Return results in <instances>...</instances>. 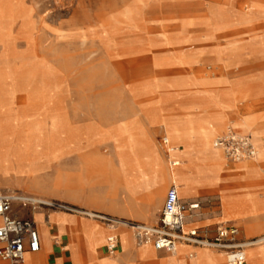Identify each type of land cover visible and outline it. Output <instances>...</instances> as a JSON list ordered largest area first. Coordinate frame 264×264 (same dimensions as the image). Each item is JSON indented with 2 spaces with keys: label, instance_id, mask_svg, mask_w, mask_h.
<instances>
[{
  "label": "rangeland",
  "instance_id": "rangeland-1",
  "mask_svg": "<svg viewBox=\"0 0 264 264\" xmlns=\"http://www.w3.org/2000/svg\"><path fill=\"white\" fill-rule=\"evenodd\" d=\"M249 4V0H0V165L6 167L23 155L20 144L12 147L4 131L7 126L14 127L17 120L6 118L1 105L13 111L30 108L32 118L43 116L37 112H55L72 126L85 122L107 125L130 117L146 122L152 117V126L158 129L163 116H198L200 112H183V107L204 101L206 91L216 92L232 68L234 73H240V67H226V58L235 63L248 57L246 49L259 47L264 19L243 21L242 14L256 11ZM226 32L229 35L224 37ZM260 63L264 64V60ZM253 117L256 116L248 115L235 123L251 130L258 155L236 163L233 169L255 161L264 182V133L255 139L254 127L249 123ZM50 119L53 121L54 116ZM228 121L213 131L211 123L203 121V125L210 126V132L203 135V125L193 128L189 123L166 120L163 124L172 145L187 143L190 133H195L203 140L210 138L204 147L212 148V140ZM22 133L24 139L38 136L42 146L51 144L50 136H43L38 124ZM161 136L157 133L155 142L163 153ZM131 143L136 155H141L137 152L142 144L132 139ZM216 151L224 163L220 150ZM44 154L47 157L54 153ZM186 157L179 158L170 179L177 182L187 167L199 169L200 176L214 173L213 164L202 154L196 161ZM78 159L71 149L56 157L58 162L72 165ZM91 159L96 163L99 153L92 152ZM235 173L224 171L222 176ZM169 185L170 182L163 198ZM257 191L264 195V189L247 181L246 175L198 189L193 197L181 186L179 195L183 201L195 198L200 203V216L186 228L205 227L211 235L218 223L231 221L245 238L264 234V230L251 233L237 217L224 220L222 214L224 193H236L231 194L235 199L256 195ZM257 215L264 220V211ZM190 248L188 252L198 249Z\"/></svg>",
  "mask_w": 264,
  "mask_h": 264
},
{
  "label": "crops",
  "instance_id": "crops-1",
  "mask_svg": "<svg viewBox=\"0 0 264 264\" xmlns=\"http://www.w3.org/2000/svg\"><path fill=\"white\" fill-rule=\"evenodd\" d=\"M249 2L250 7H256V11L242 14L241 19L245 22L264 19V0ZM227 27L226 25L225 28ZM228 35L226 32L223 36ZM258 45L259 47L255 49H246L248 57L235 60V63L233 59L226 58V67L232 65L240 67V73H234L232 68L230 76L219 82L221 86L216 92L206 91V95H202L204 101L193 102L190 106L183 107V112L190 110L200 112L198 116L174 118L163 116L158 121V126L161 127L158 129L152 126V117L146 122H138L136 118L130 117L107 125L85 122L72 126L55 112L48 114L37 112L35 114L43 116L32 118L29 115L33 113L29 111L30 108L24 107L13 111L1 105L6 118L15 117L17 120L14 127L7 126L4 131L9 135L12 147L20 144L23 155L21 160H14L6 167L0 165V189H3L0 193H17L72 206L96 215L155 225L166 193L172 185L177 186L178 196L183 201L179 195L181 186L193 197L198 189L216 186L221 181L232 182L233 175L222 174L224 171L235 172L236 167L235 169L233 167L240 162H228L221 151L224 163L217 160L218 162L211 167L214 173L200 176L199 169L187 167L177 177V182L170 179L171 169L179 166V158L186 159L188 156L190 160L196 161L201 154L206 159L213 158L207 154L210 150L203 148L211 139L203 140L201 136L190 133L187 143L172 145L166 136L163 120L189 123L193 128L203 125V121H209L213 131L215 126H221L228 119L237 132L247 133L252 137L251 130L240 127L235 121L248 115H254L258 121H264V64L260 63L264 60V33L260 36ZM236 68L235 70H238ZM1 103L3 102L0 101ZM50 116H54L53 121ZM34 124H38L43 136H50L51 144L42 146L43 143L38 136L31 139H24L21 136L22 132H27ZM225 126L226 124L215 137L223 133ZM200 130L203 135L202 132H210V126L203 125ZM157 133H162L160 139H167L166 144L161 141L163 153L155 142ZM131 139L142 144V149L137 152L141 155H136ZM170 148L172 150H169ZM69 149L77 153L79 159L73 165L58 162L56 157L67 154ZM94 151L99 153L100 158L96 163L91 159ZM45 152L54 154L45 157ZM172 162L176 164L173 165ZM242 168H245L244 171L246 170L248 175L258 174L255 184L259 189H264L262 172L255 161L241 163L240 169ZM241 188H244L242 184ZM243 192L244 189L240 193ZM256 193L247 198L235 199L231 194L236 193H224L223 219L235 216L251 233L264 230V220L257 215L259 211H264V195L258 191ZM228 194L229 198L226 197ZM217 200L219 201V198ZM184 202L200 205L195 198ZM199 209L200 206L192 211L187 218L186 226L200 216ZM215 211L219 212L217 209ZM11 212L17 218L32 219L35 222L40 249L37 252L26 253L19 262L0 260V264H226L225 257L221 254H214L204 248L188 244H180L174 252L158 250L150 245L138 246L130 227L118 225L112 229L100 219L84 215L74 209H50L43 206L32 209L30 206L23 207L14 202ZM231 223L236 225L234 222ZM110 234H115L118 238L117 250L113 256L108 255L105 247ZM261 237H264V234L245 238L239 228L240 240L253 241ZM190 247L198 249L188 252ZM244 264H264V242L246 249Z\"/></svg>",
  "mask_w": 264,
  "mask_h": 264
},
{
  "label": "built area",
  "instance_id": "built-area-1",
  "mask_svg": "<svg viewBox=\"0 0 264 264\" xmlns=\"http://www.w3.org/2000/svg\"><path fill=\"white\" fill-rule=\"evenodd\" d=\"M163 144L166 138L161 139ZM213 144L218 148L228 162L236 163L254 159L257 154L252 137L247 133L235 130L229 121L222 134L217 135ZM169 150H172L170 148ZM173 165L176 162H172ZM14 202L21 206L37 209L41 206L50 209L71 210L68 206L52 202L34 200L12 192L0 193V260L16 263L21 261L26 253L37 252L40 249L39 235L32 219H20L12 215L11 207ZM198 203H186L180 200L177 186L172 185L165 197L157 224L143 223L118 219L107 215H95L110 228L125 225L133 230L136 245H151L166 252L176 251L178 245L188 244L217 251L225 257L226 264H244L246 249L256 243L264 242V237L253 241L239 239V228L229 221L220 222L210 235L205 227L194 226L186 228L187 218L198 209ZM118 246V238L110 234L106 239V252L113 256Z\"/></svg>",
  "mask_w": 264,
  "mask_h": 264
},
{
  "label": "bare ground",
  "instance_id": "bare-ground-1",
  "mask_svg": "<svg viewBox=\"0 0 264 264\" xmlns=\"http://www.w3.org/2000/svg\"><path fill=\"white\" fill-rule=\"evenodd\" d=\"M252 121L251 122H249V123H251V125H252V127H254V133H253V135H254V137H255V139H259V137H261V135H262V133H264V121H258V119H257V117H253L252 119H251ZM256 147V146H255ZM203 148L204 149H209L210 150V152H208L207 154L210 156V157H213V158H210V159H207L210 163H212V164H214V163H217L218 161L220 162H222V160H221V158L218 156V154L216 153L217 151L216 150H219L218 148H216L215 146H214V144L212 143V148L211 147H204L203 146ZM215 149V150H214ZM256 150H257V154H256V156L258 155V149L256 148ZM203 155V154H202ZM218 160V161H217ZM223 163V162H222ZM257 163V162H256ZM247 165V164H246ZM254 166H255V164H254ZM253 166V167H254ZM243 167V166H242ZM252 167V166H251ZM246 168V167H245ZM244 168V169H245ZM250 168V167H249ZM244 169L242 168V169H240V166H238L236 169H235V175L234 176H232V178H234V177H240V176H243V175H246V178H247V181H249V180H251L253 183H255L256 182V177H258V174L257 175H248L247 174V172H246V170L244 171ZM259 169H260V166H259ZM256 171V170H255ZM255 171H254V173H255ZM258 171V170H257ZM250 173H251V171H250ZM256 174V173H255ZM34 200H40V199H37V198H33ZM82 212V211H81ZM83 214H85V215H88V216H91V217H95V215L96 214H94V213H91V212H82ZM151 246V245H150ZM178 249V248H177ZM176 249V250H177Z\"/></svg>",
  "mask_w": 264,
  "mask_h": 264
}]
</instances>
